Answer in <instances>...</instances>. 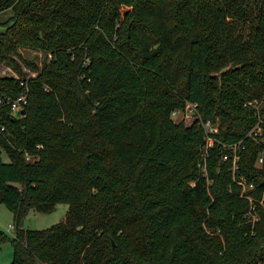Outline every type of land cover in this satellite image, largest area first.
Returning <instances> with one entry per match:
<instances>
[{
  "label": "trees",
  "instance_id": "16d2710c",
  "mask_svg": "<svg viewBox=\"0 0 264 264\" xmlns=\"http://www.w3.org/2000/svg\"><path fill=\"white\" fill-rule=\"evenodd\" d=\"M5 12L0 66L17 78L0 77V97L29 90L22 118L0 109L10 264H264V0H0ZM20 48L49 54L22 60L36 77ZM186 103L198 116L175 122ZM199 121L218 126L206 178ZM236 143L254 222L221 160ZM63 203V222L22 229Z\"/></svg>",
  "mask_w": 264,
  "mask_h": 264
},
{
  "label": "built area",
  "instance_id": "2783aa9c",
  "mask_svg": "<svg viewBox=\"0 0 264 264\" xmlns=\"http://www.w3.org/2000/svg\"><path fill=\"white\" fill-rule=\"evenodd\" d=\"M26 81L21 80L19 85L21 88V91L19 95L16 98H6L4 96L0 97V109L3 106H7L9 109V115L12 120L14 119H20L24 115L25 107L28 103V87L25 83ZM197 115V105L193 103H186L183 109H177L172 113V117H178L179 121H185L188 122V120H191V118L196 117ZM198 126L204 131V144L200 151V156L197 162V167L202 174L203 177H207V159L209 157V148L213 146L214 144V138L213 135H215L218 132V126L213 125L211 122L206 121L198 122ZM0 131H3V127H0ZM249 138H252L256 142L260 143L261 145V127L260 125H256L254 128H252L248 134ZM240 143H236L233 145H222L224 149L231 152V155L223 154L221 157V160L227 161L228 159L232 160V168L231 173L233 177V181L241 186V197L248 200L250 203L249 210L247 212V215L251 218V220L254 222L257 220L256 215V207L254 205L253 198L249 195V192L253 188L252 184H247L246 180L243 177H237L236 173L238 170L237 161H238V145ZM264 164V145H262V148L260 149L256 161H255V167L261 168V166ZM10 229H13V226H10Z\"/></svg>",
  "mask_w": 264,
  "mask_h": 264
},
{
  "label": "rangeland",
  "instance_id": "374dc122",
  "mask_svg": "<svg viewBox=\"0 0 264 264\" xmlns=\"http://www.w3.org/2000/svg\"><path fill=\"white\" fill-rule=\"evenodd\" d=\"M9 12L0 13V22H3ZM20 67L22 68L25 79L36 77L37 71L25 67L22 60L31 62L40 66L45 58L49 59V54H46L42 50L20 48L18 49V55L14 57ZM0 77H13L17 78V75L11 70L7 64L0 66ZM175 122L179 121L178 117H172ZM190 121V120H188ZM3 162H8V157L5 153L1 154ZM68 210L67 204H58L55 208L47 213H41L34 210H30L22 219L21 227L25 230H43L49 228L55 224L61 223L65 220L66 212ZM13 214L3 205L0 204V233L5 235V239L0 244V264H10L13 258L11 238L14 236V229H10L13 226ZM36 264H43L37 262Z\"/></svg>",
  "mask_w": 264,
  "mask_h": 264
}]
</instances>
